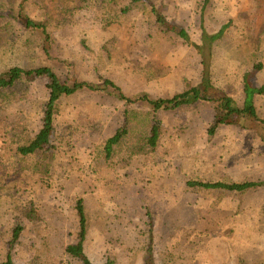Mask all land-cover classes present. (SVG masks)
Listing matches in <instances>:
<instances>
[{"label":"rangeland","instance_id":"obj_1","mask_svg":"<svg viewBox=\"0 0 264 264\" xmlns=\"http://www.w3.org/2000/svg\"><path fill=\"white\" fill-rule=\"evenodd\" d=\"M82 1L16 0L15 8H23L47 33L36 28L16 37L6 32L0 19V74L29 62L52 67L63 80L104 88L103 76L128 97L154 99L173 97L201 83L203 59L196 48L161 33L143 10H134L130 22L110 25L101 12L79 9ZM153 1L170 21L189 30L194 44H201L205 0ZM204 15L210 34L225 30L207 53L211 91L242 106L245 74L254 72V85L264 86V0H212ZM50 95L47 78L29 86L32 102H47ZM25 107L18 103L9 112L18 114ZM257 108L264 118V96L257 98ZM126 110L131 125H148L146 106L126 107L108 92L84 91L60 102L55 149L43 159L42 175L50 185H23L16 198L0 193V263L9 252L12 231L22 224L25 230L13 253L16 264L32 263L34 249L50 252L64 264H80L67 257L64 248L76 238L75 206L83 199L91 225L85 251L93 264H106L112 256L116 264H146L147 207L154 216L158 258L236 264L241 256L248 264H264V188L238 208L232 194L187 186L192 179L214 181L222 176L264 182V145L237 128H220L210 139L216 114L207 104L164 112L159 149L142 162L143 172H124L121 183L108 188L87 172L89 154L123 125ZM3 134L0 121V155ZM1 187L0 177V191ZM197 229L210 232L201 248L191 253L184 240Z\"/></svg>","mask_w":264,"mask_h":264},{"label":"trees","instance_id":"obj_2","mask_svg":"<svg viewBox=\"0 0 264 264\" xmlns=\"http://www.w3.org/2000/svg\"><path fill=\"white\" fill-rule=\"evenodd\" d=\"M29 2V0H25ZM52 1V0H51ZM79 9H91L101 12L107 17L109 24H124L130 22V14L141 9L153 20L157 29L168 36L174 37L196 48L203 59L201 83L189 90L178 93L170 98H151L149 95L128 97L123 90L112 80L101 76L104 88L95 87L86 82L73 79L63 80L55 70L46 65H35L27 62L25 65L16 63L0 74V121L3 127V154L0 155V177L2 187L0 193L12 198L19 195L23 185L43 186L50 185L49 180L42 175L44 154L54 150L52 139L56 130V115L60 102L84 91L108 92L115 95L126 107L133 104H142L150 111L149 123L146 127L131 125L128 110L125 111L123 125L110 137L104 146L92 149L89 154L87 172L103 183V186L112 188L119 183L124 175L131 170L142 173V162L155 154L160 146L164 134L163 122L160 114L176 112L185 109L196 110L200 105L212 107L216 116L208 131L213 139L220 128H237L250 132L264 145V118L259 114L257 98L264 96V86L257 87L252 81L254 72L244 76L243 105L232 97H215L212 93V70L207 53H212L213 46L220 41L225 30L210 34L205 27V12L212 0H205L202 7L201 44H194L189 30L181 24L170 21L162 9L153 0H85ZM16 0H0V19L11 35H21L36 28H46L32 21L23 8H15ZM63 7L61 10H64ZM228 28V27H227ZM226 28V29H227ZM28 33V32H27ZM16 36V37H17ZM21 57H25L24 55ZM39 78H47L50 90V99L47 102L28 99L29 86ZM25 103L26 107L18 114H11L9 109L18 103ZM31 106L33 109H31ZM138 165V163H140ZM138 165V166H137ZM188 189L193 191H216L232 194L237 200L238 208L245 198H253L262 188L264 182H238L229 176H222L214 181H200L192 179L187 183ZM250 201V200H249ZM75 213L78 220V232L74 241L64 248V254L78 261L80 264H93L86 254L85 243L90 230V219L83 199L77 201ZM147 220L144 222L145 236L149 243L146 264H189L188 259L173 260L169 257L158 258L155 252L156 234L154 216L150 208H146ZM139 237L141 229L137 225ZM25 228L18 224L12 231L9 243V252L3 263L16 264L13 253L16 250ZM193 230L185 238L184 243L188 251L193 253L201 248L203 239L209 235ZM161 259V260H160ZM30 264H64L50 252L34 249ZM106 264H116L114 257ZM236 264H248L244 257L238 256Z\"/></svg>","mask_w":264,"mask_h":264}]
</instances>
